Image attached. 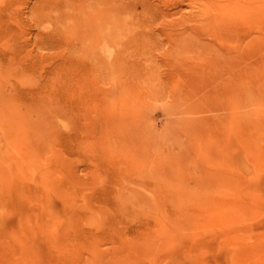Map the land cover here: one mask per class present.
I'll list each match as a JSON object with an SVG mask.
<instances>
[{"label": "rangeland", "instance_id": "1", "mask_svg": "<svg viewBox=\"0 0 264 264\" xmlns=\"http://www.w3.org/2000/svg\"><path fill=\"white\" fill-rule=\"evenodd\" d=\"M0 264H264V0H0Z\"/></svg>", "mask_w": 264, "mask_h": 264}, {"label": "bare ground", "instance_id": "2", "mask_svg": "<svg viewBox=\"0 0 264 264\" xmlns=\"http://www.w3.org/2000/svg\"><path fill=\"white\" fill-rule=\"evenodd\" d=\"M228 50V49H227ZM229 51V50H228ZM225 57V56H224ZM232 71V70H231ZM201 175V174H200Z\"/></svg>", "mask_w": 264, "mask_h": 264}]
</instances>
